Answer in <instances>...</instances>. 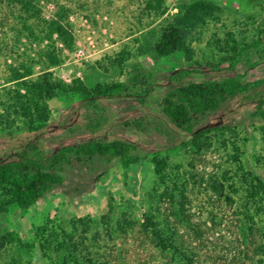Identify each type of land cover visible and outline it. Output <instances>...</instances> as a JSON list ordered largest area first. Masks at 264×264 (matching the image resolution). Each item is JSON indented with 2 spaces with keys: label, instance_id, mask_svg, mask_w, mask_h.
I'll return each mask as SVG.
<instances>
[{
  "label": "rangeland",
  "instance_id": "obj_1",
  "mask_svg": "<svg viewBox=\"0 0 264 264\" xmlns=\"http://www.w3.org/2000/svg\"><path fill=\"white\" fill-rule=\"evenodd\" d=\"M152 1L39 0L44 19L53 17L61 6L67 9L73 33L71 48L56 42L60 63L50 66L41 56L45 42L39 40L40 23L28 22L35 34L30 36L18 6L0 0V154L28 133L21 118L13 124L1 118L2 103H8L16 89L9 81L13 67L31 66L32 79L51 71L55 79L67 84L79 79L88 87L126 81L138 71H153L157 83L152 103L144 109L132 98L99 104L108 118L107 136L134 143L138 161L124 168L109 156L64 153L57 164L63 177L59 186L25 212L0 214V264H21L19 256L25 255L34 264H50L38 246L31 254L19 253L13 242L3 239L7 231L17 228L30 240L32 226L46 218L60 236H73L67 242L72 256L53 264H166L169 255L155 247L140 227L145 211L160 217L194 264H264V239L256 235V243L248 247L241 232L242 224L249 223L245 212L255 210L245 197L243 178L247 172L264 178V118L253 114L252 106L237 107L235 98H226L202 120L212 130L196 146L182 142L161 111L172 87L166 75L181 67L195 69L191 75L195 81H221L235 72L247 95L264 97V38L252 45L264 29V0H211L221 11L196 32L197 39L190 44L191 62L182 51L159 57L150 48L178 6L190 0H162L157 8L149 6ZM235 55L239 61L232 69L228 58ZM117 57L126 60L112 65ZM214 65L218 70L212 69ZM79 100L77 93L59 92L48 101L50 116L43 141L51 153L88 135L90 109L80 107ZM155 155L167 160L164 183L154 172ZM163 189L184 190L182 210L161 197ZM103 215L109 220H103ZM263 218L258 210L253 216L255 227L262 225Z\"/></svg>",
  "mask_w": 264,
  "mask_h": 264
},
{
  "label": "trees",
  "instance_id": "obj_2",
  "mask_svg": "<svg viewBox=\"0 0 264 264\" xmlns=\"http://www.w3.org/2000/svg\"><path fill=\"white\" fill-rule=\"evenodd\" d=\"M12 1L23 15L22 26L30 36L35 34L28 22L33 20L40 23L42 28L39 40L45 42V49L41 56L50 66L59 64L56 42L66 48H71L73 44V33L67 21V9L61 6L53 17L44 19L39 0ZM161 2L162 0H153L149 6L157 8ZM220 11L221 7L211 0H190L180 4L171 21L156 34L153 45L150 47L152 52L162 57L182 51L185 60L191 62L193 51L190 44L197 39L196 32L209 20L215 19ZM260 33L261 37L252 43L254 47L261 43L262 37L264 38V29ZM125 60L126 58L117 57L111 64L120 66ZM228 60V66L232 69L239 61L237 55ZM217 68L218 65L212 67L218 70ZM32 73L31 66L11 68L9 81L14 83L16 89L14 95L9 97L8 103H2L4 115H1V118L10 124L21 118L26 123L28 133L24 139L11 143L0 154V214H6L12 210L25 212L41 200L53 186H59L63 177L58 172L57 164L66 152L109 156L124 168L136 163L138 155L135 153L137 148L134 143L107 136V129H104V126L108 118L102 113L104 108L99 104L100 101L132 98L136 101L138 108L144 109L151 105V96L157 87L153 71H138L126 81L96 83L92 87H88L79 79L67 84L60 79H55L51 71H44L35 79L30 77ZM193 73L195 69L181 67L166 75L172 87L164 96L161 111L173 129L175 128L182 142L190 141L199 146L202 139H207V133L212 130V126L202 123V120L209 117L226 98H235L237 107L252 106L255 110L253 114L257 113L264 118V97L247 95L239 74L234 72L233 76L221 81L215 79L195 81L191 79ZM59 92L77 93L80 96L79 106L90 109L88 135L79 142L59 147L51 153L45 148L43 134L50 116L48 101ZM124 122L127 123V121ZM262 133L264 134V125ZM166 161L165 157L159 155L153 157L154 172L162 183L165 182ZM243 179L246 185L245 197L247 201L250 200L252 204H255L253 214L245 212V218L249 223L244 222L241 226L243 242L250 247L256 243V235L264 239V218L260 227H255L253 220L258 210L264 216V178L247 172ZM220 190L223 189H216V192L220 193ZM231 190L234 193L239 191V189ZM160 195L163 199L171 201L173 206L174 203L178 205L180 210L184 207L183 189H163ZM177 197L180 199L175 202ZM159 218L145 211L142 213L140 227L155 247L169 255L166 264H194V258L183 248L181 241L174 239L168 231V226ZM102 219L109 220V216L103 215ZM50 223V219L46 218L41 224L33 225L31 230L34 237L30 240L25 237L26 232L21 233L17 228L7 231L3 239L9 243L13 242L19 253L31 254L33 248L38 246L42 258L50 264L58 260L64 263L72 256L73 251L69 249L67 242L68 239L71 242L73 236L67 233L60 236L58 230L53 225H49ZM119 228H121L120 225ZM261 247L264 248V244ZM52 248L54 251H50ZM52 253L54 256L51 255ZM19 257L21 264L35 262L31 261V256ZM73 261L77 262L75 257Z\"/></svg>",
  "mask_w": 264,
  "mask_h": 264
},
{
  "label": "built area",
  "instance_id": "obj_3",
  "mask_svg": "<svg viewBox=\"0 0 264 264\" xmlns=\"http://www.w3.org/2000/svg\"><path fill=\"white\" fill-rule=\"evenodd\" d=\"M79 52H81V51H79Z\"/></svg>",
  "mask_w": 264,
  "mask_h": 264
}]
</instances>
